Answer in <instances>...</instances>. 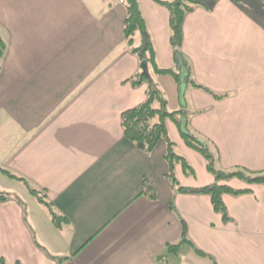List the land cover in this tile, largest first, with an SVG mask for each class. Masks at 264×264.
<instances>
[{
    "label": "crops",
    "instance_id": "1",
    "mask_svg": "<svg viewBox=\"0 0 264 264\" xmlns=\"http://www.w3.org/2000/svg\"><path fill=\"white\" fill-rule=\"evenodd\" d=\"M139 3L159 66L176 69L168 9ZM125 19L118 0H0V168L43 191L66 219L56 228L20 182L30 196H17L25 209L12 198L0 201V262L264 264V185L221 182L248 190L223 196L225 222L209 196L172 187L164 142L146 153L125 137L122 113L147 99L148 84L134 87L132 77L149 78L164 100V84L180 90L130 53ZM183 36L192 80L225 95L188 85L181 67L191 130L211 143L221 169L264 172V4L218 0L212 10L197 8ZM167 125L176 152L195 170L187 176L176 167L180 186L213 184L204 157ZM10 180L0 172V184ZM170 245L179 247L169 252Z\"/></svg>",
    "mask_w": 264,
    "mask_h": 264
},
{
    "label": "trees",
    "instance_id": "2",
    "mask_svg": "<svg viewBox=\"0 0 264 264\" xmlns=\"http://www.w3.org/2000/svg\"><path fill=\"white\" fill-rule=\"evenodd\" d=\"M125 8L126 19L124 23V38L131 54L138 57L141 66L146 63L147 67L152 70L156 76H171L176 81L181 90L183 79L181 76V67L187 70V84L201 88L208 93H211L218 99L225 95H216L207 88L198 85L191 78V66L187 58L182 52L183 46V24L190 13L197 8L212 10L218 0H153L156 3L166 7L170 13V28L171 38L170 43L173 49V54L176 62V69H163L157 61V53L155 50L152 37L149 33L147 22L141 11L139 0H118ZM239 2V0H234ZM6 51V44L0 35V60L3 58ZM134 87H138L143 83L148 84L147 99L141 105L127 110L121 115V123L125 137L133 143L139 150L146 153L152 152L160 142L166 145L165 161L168 165L167 178L172 187L177 192L191 193L197 195H207L211 198L214 210L220 213L225 222L230 221L227 208L223 202V196L226 194L239 196L245 191H236L227 185H221V182L230 181L237 178L247 184L264 185V172H251L244 168H235L234 170L226 171L220 168L217 153L211 148V143L204 140L199 134L191 130L189 125L190 113L188 111L169 112L167 102L163 99L162 92L157 84L153 83L149 78L142 73L137 74L129 80ZM168 121H171L178 128L184 143L191 149L202 155L207 164L208 172L214 177L213 184L207 187L192 189L181 187L176 177V167L180 166L187 176H195V170L187 161V159L179 155L176 150V144L170 137L168 130ZM0 172L7 175L9 178L15 179L25 185L29 193L37 200V202L48 209L52 221L56 228H61L66 219L59 217L53 211L52 205L46 199L43 191L32 188L30 183L25 178L12 174L11 172L0 168ZM147 193L152 199H155V194L152 189L146 186ZM13 198L10 194L0 193V201L4 202ZM17 201L26 208V205L17 198ZM184 243L193 245L187 238ZM179 245L168 246L169 252H176ZM202 254L199 250H197ZM66 259V258H65ZM63 259V260H65ZM59 260V264L63 261ZM0 264H6L1 260Z\"/></svg>",
    "mask_w": 264,
    "mask_h": 264
},
{
    "label": "rangeland",
    "instance_id": "3",
    "mask_svg": "<svg viewBox=\"0 0 264 264\" xmlns=\"http://www.w3.org/2000/svg\"><path fill=\"white\" fill-rule=\"evenodd\" d=\"M253 2L264 4V0H239L240 5L247 9H249V5H251V3ZM0 33L2 35L4 31L0 30ZM1 61L2 60H0V63ZM162 91L165 100H167L170 103L169 106L167 107L169 112H171L176 106L179 107V109H181L182 111L184 110L183 100L184 99L187 100V98L189 97L188 92L185 93L186 92L185 88L184 89L181 88V90L175 92L171 84H164ZM9 179L11 180L8 181L7 183L0 184V193L10 194L13 197L12 199H15L16 201L17 198L20 197L19 194H22V197L24 199L30 200V196H26L25 194L22 193L23 185L19 181H16L15 179L12 178ZM32 199L35 200L34 198Z\"/></svg>",
    "mask_w": 264,
    "mask_h": 264
},
{
    "label": "water",
    "instance_id": "4",
    "mask_svg": "<svg viewBox=\"0 0 264 264\" xmlns=\"http://www.w3.org/2000/svg\"><path fill=\"white\" fill-rule=\"evenodd\" d=\"M146 66H147L146 63H143V64H142V67H143L144 69H146Z\"/></svg>",
    "mask_w": 264,
    "mask_h": 264
}]
</instances>
